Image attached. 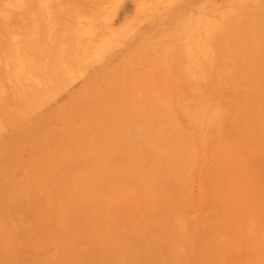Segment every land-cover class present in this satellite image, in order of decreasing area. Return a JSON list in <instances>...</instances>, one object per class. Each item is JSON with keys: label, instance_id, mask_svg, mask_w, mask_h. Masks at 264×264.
Masks as SVG:
<instances>
[{"label": "rangeland", "instance_id": "rangeland-1", "mask_svg": "<svg viewBox=\"0 0 264 264\" xmlns=\"http://www.w3.org/2000/svg\"><path fill=\"white\" fill-rule=\"evenodd\" d=\"M263 37L264 0H0V125L86 135L106 90L154 95L116 173L0 135L3 264H264Z\"/></svg>", "mask_w": 264, "mask_h": 264}, {"label": "crops", "instance_id": "crops-1", "mask_svg": "<svg viewBox=\"0 0 264 264\" xmlns=\"http://www.w3.org/2000/svg\"><path fill=\"white\" fill-rule=\"evenodd\" d=\"M152 82L146 85L133 86L131 90L125 88L121 91H109L106 90L101 97L98 98L99 105L97 104V117L96 123H94L89 129L86 135L74 134L72 136V131L78 130V127L74 125H69L68 123H63L59 121V130L55 136L48 135V127L51 122L46 119H36L32 124L27 123L22 120L20 113L11 112V109L21 110L22 106L17 103V108L12 107L16 103L8 102L7 106L6 100L2 103V113H7L6 118L1 120V142L2 148L4 146L9 147L10 142L26 141V150L32 148H42L47 154L53 149L58 152L66 151L67 153L72 152L74 154L75 148L81 144V150L83 151V156L86 158H97L98 168L97 170H83L82 173H116L119 172L116 168L121 164V157H125L124 153L127 150L137 147V128L135 123L129 120V111H134L138 113L139 110L148 109L147 102L154 101V95L152 93ZM84 89V87H83ZM139 89H144L140 90ZM141 93L142 99H138L137 94ZM117 101H116V99ZM151 99V100H150ZM110 100V101H109ZM115 100V102H114ZM115 104H114V103ZM143 107V108H142ZM24 112V110H23ZM32 125V126H31ZM38 136V139L34 141L31 139L32 135ZM149 138V137H147ZM149 140V139H148ZM33 142V144H31ZM77 143V144H75ZM124 155V156H123ZM54 156V153L48 155ZM67 156H69L67 154ZM10 161V153L5 154ZM33 161L36 158L33 157ZM9 166V165H6ZM24 167V166H21ZM109 167L108 169H105ZM27 172L25 169L19 170L18 172ZM35 171V170H34ZM64 173H72V169H66L60 171ZM9 240H10V230L4 229L0 225V264H3V259L9 258L6 254L9 252Z\"/></svg>", "mask_w": 264, "mask_h": 264}, {"label": "bare ground", "instance_id": "bare-ground-1", "mask_svg": "<svg viewBox=\"0 0 264 264\" xmlns=\"http://www.w3.org/2000/svg\"><path fill=\"white\" fill-rule=\"evenodd\" d=\"M258 43H259V46L257 47L258 50H256V49H249L247 52H248V53H251L252 50H255V51H256V53H255L256 56H255V55H254V56H255L256 58H255V57H252V58H254V59L250 58V59L252 60V61H250V62H251V63H253V62L255 63V61H256V62H262V64H263V69H264V37H263L262 39H260ZM100 49H101V48H100ZM253 53H254V52H253ZM253 53H251V54H253ZM227 58H228V57H227ZM227 58H226V59H227ZM228 60H229V58H228ZM253 60H254V61H253ZM59 67H61V65H59L58 68H59ZM61 69H62V68H61ZM258 93H259V95H262V91H261L260 88H259V92H258ZM115 99H116V98H115ZM109 101H110V100H109ZM116 101H117V99H116ZM114 102H115V100H114ZM114 102H113V103H114ZM114 104H115V103H114ZM246 231H247V232H246V235H247L248 230H246ZM248 235H249V233H248ZM262 257H263V255H262Z\"/></svg>", "mask_w": 264, "mask_h": 264}]
</instances>
